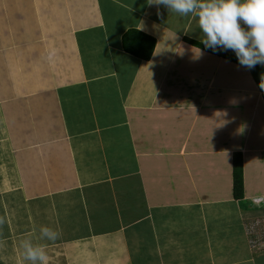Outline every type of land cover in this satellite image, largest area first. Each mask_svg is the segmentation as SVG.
<instances>
[{
  "label": "crops",
  "instance_id": "1",
  "mask_svg": "<svg viewBox=\"0 0 264 264\" xmlns=\"http://www.w3.org/2000/svg\"><path fill=\"white\" fill-rule=\"evenodd\" d=\"M130 29L154 38L148 61L122 49ZM201 37L148 0H0V264L40 226L61 234L51 264L74 246L68 264H264V97Z\"/></svg>",
  "mask_w": 264,
  "mask_h": 264
},
{
  "label": "clouds",
  "instance_id": "2",
  "mask_svg": "<svg viewBox=\"0 0 264 264\" xmlns=\"http://www.w3.org/2000/svg\"><path fill=\"white\" fill-rule=\"evenodd\" d=\"M150 5L165 6L169 12L191 16L202 32L201 43L214 52L231 50L239 64L248 69L264 65V0H148ZM241 22L246 27L241 26ZM260 87L264 90V76ZM254 205L264 204V195L252 198ZM7 217L0 216V227ZM36 229L33 228V232ZM38 240L55 242L60 233L48 226H40ZM6 242L0 239V249ZM21 264H48L49 257L43 244L34 243L32 234L18 241Z\"/></svg>",
  "mask_w": 264,
  "mask_h": 264
},
{
  "label": "trees",
  "instance_id": "3",
  "mask_svg": "<svg viewBox=\"0 0 264 264\" xmlns=\"http://www.w3.org/2000/svg\"><path fill=\"white\" fill-rule=\"evenodd\" d=\"M186 40L188 43L192 44L195 47L209 51L212 54H215L217 56L223 57L225 59H228L232 62L239 64L237 58L234 56L224 54L217 50L214 52L209 48H205V46L201 43L189 39ZM121 46L126 53L140 60L148 61L151 58L152 52L154 50L155 40L151 36L137 29H130L121 36ZM248 71L250 72L254 82L256 83L258 89L260 90V92L264 97V90H262L260 87L261 77L264 76V67L260 65H256L254 68L248 69ZM232 167H233V172H232L233 197L234 199L239 200L243 198L242 157L240 153H235L233 155Z\"/></svg>",
  "mask_w": 264,
  "mask_h": 264
},
{
  "label": "rangeland",
  "instance_id": "4",
  "mask_svg": "<svg viewBox=\"0 0 264 264\" xmlns=\"http://www.w3.org/2000/svg\"><path fill=\"white\" fill-rule=\"evenodd\" d=\"M29 47H33V46L30 45ZM3 57H0V61H2V62H4V58ZM5 68L6 67H4L3 63L1 64V62H0V75H1L2 71H5ZM4 75H6V74H4ZM5 82H7V79L6 78H4V84H6ZM2 86L3 85L1 84L0 85V102L3 99V101H2V104L3 105H4V101H7V104L12 103L13 101H10L8 99V94L10 95L13 92H15L14 87L12 86V84L10 85L9 82H7V85H6L8 88L6 87V88L1 89ZM4 98H6V99H4ZM6 108L8 109V113H4V116L6 117L7 123L10 124L9 122H11V121H8L7 120V114L10 115L9 114V109H10V112L13 115H15V111H14L13 107H10V108L6 107ZM1 109H3V106H2ZM2 123H4V121ZM11 126H14V125H11ZM26 126L28 127V125H26ZM15 130H16V132L19 133V130L20 129H16L15 127H11V129H10V136H13L14 135ZM21 141H22V137H19L18 138V147H17V149L19 147H22ZM36 164H37V161L36 160L32 161V165H36ZM50 164H51L52 167H55L56 171H57V169H59V167H62V165L60 166L61 163L57 160V158L55 160L51 161ZM65 174H64L63 170H60V176H59L60 179L64 180L65 179ZM38 242H39V244L45 245V247L47 249V245H46L45 241L39 240ZM77 247L78 246H76V247L74 246L73 247L74 249H71V248L63 249V247H62L60 250L57 251L56 254L52 252L53 256L51 257V259L54 258V260H55V262H52V264H56L58 262H60V263H66V264H68V263H74L76 261V259L78 258L79 254H80V252L77 249ZM15 249H16V253H17L18 252L17 251V244H16V248ZM48 264H51V263H48Z\"/></svg>",
  "mask_w": 264,
  "mask_h": 264
}]
</instances>
